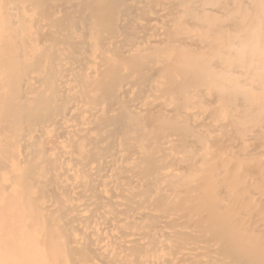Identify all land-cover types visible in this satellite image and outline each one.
Listing matches in <instances>:
<instances>
[{"label": "bare ground", "instance_id": "bare-ground-1", "mask_svg": "<svg viewBox=\"0 0 264 264\" xmlns=\"http://www.w3.org/2000/svg\"><path fill=\"white\" fill-rule=\"evenodd\" d=\"M0 264H264V0H0Z\"/></svg>", "mask_w": 264, "mask_h": 264}]
</instances>
